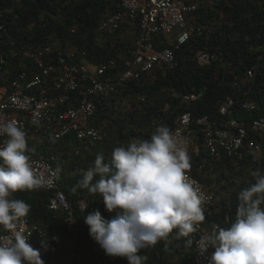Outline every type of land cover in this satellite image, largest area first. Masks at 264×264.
I'll use <instances>...</instances> for the list:
<instances>
[{
  "label": "trees",
  "instance_id": "trees-1",
  "mask_svg": "<svg viewBox=\"0 0 264 264\" xmlns=\"http://www.w3.org/2000/svg\"><path fill=\"white\" fill-rule=\"evenodd\" d=\"M186 1L199 3L188 20L203 27L204 35L190 38L177 52L178 68H161L144 74L140 80L128 81L119 94L99 105L91 125L99 128L105 138L90 149L81 148L76 154L79 143L73 135L38 144L39 156L55 155V164L60 167L58 182L70 201L76 205L79 200L90 199L87 210L76 207L73 221L68 222L63 212L47 207L48 193L32 190L13 194V198L31 206L27 217L49 232L36 242L44 264H99L101 259L102 264H129L127 258L106 255L85 223V217L97 210L105 221L121 214L107 211L99 194L91 195L87 189L76 187L84 172L94 165L97 154L102 153L107 163L114 148L126 147L133 140L150 139L156 130L152 125L155 119L173 126L174 120L185 112H191L194 119L202 115L216 117L220 105L229 97L258 106L253 112H244L237 105L241 120L264 118V0ZM119 2L0 0V22L8 27L7 34L1 37L0 52L15 76L31 64L22 53L28 48L55 49L59 44L63 52L73 50L78 62L86 60L92 65L117 59L132 42L127 31L116 32L104 43L98 31L101 22L117 10ZM205 51L217 53L219 59L199 66L197 58ZM249 70L253 77L248 76ZM192 93L199 95V99L187 102L185 95ZM254 135L262 146L261 153L243 147L240 156L216 160L203 150L201 132L195 134L194 141L201 150L199 157L191 156L190 171L219 197L204 211L201 225L205 228L213 230L214 224L230 227L236 218L239 192L255 183L254 172L264 175V134ZM97 179L98 176L94 177L93 182ZM5 231L2 228L0 234ZM194 236L195 233L177 239L174 232L168 241L141 249L138 255L147 256L144 264H195ZM188 239L193 241L191 245L187 244Z\"/></svg>",
  "mask_w": 264,
  "mask_h": 264
},
{
  "label": "built area",
  "instance_id": "built-area-1",
  "mask_svg": "<svg viewBox=\"0 0 264 264\" xmlns=\"http://www.w3.org/2000/svg\"><path fill=\"white\" fill-rule=\"evenodd\" d=\"M196 8V4H188L186 0H120L117 10L101 22L99 39L104 43L116 32L126 30L132 42H128L117 59L99 64L92 65L86 60L78 62L73 50L63 52L59 44L55 49L28 48L22 53L31 64L15 76L7 58L0 52V114L23 126L30 145L26 154L31 157L37 175L45 181L38 189L53 190L48 193L47 207L63 212L68 222L73 221L76 207L87 210L90 199L79 200L76 205L70 201L58 182L60 167L55 164V155L39 156L38 144L73 135L79 143L76 146V154H79L81 148L90 149L92 144L103 140L105 136L101 130L91 125L99 105L119 94L128 81L140 80L144 74L161 68H178L177 52L190 38L204 35L203 27L188 20V15ZM7 32L8 27L0 22V43ZM218 59L217 53L205 51L198 56L197 62L199 66H208ZM253 75L249 70L248 76ZM198 99L199 95L195 93L185 95L187 102ZM239 104L244 112L258 108L253 102L240 103L229 97L220 105L216 117L202 115L194 119L191 112H185L174 120L173 126L156 119L152 125L156 129L166 124L178 137L187 138L190 157H199L200 154L201 147L194 141L197 132L203 136V150L216 160L240 156L243 147L261 153L262 146L254 134H264V118L249 122L241 120L236 111ZM34 112L40 113L39 125L31 123ZM6 140V135H0V149ZM189 177L199 186L204 196V211H208L219 199L218 195L191 171ZM25 220L24 235L28 244L36 249L37 240L44 239L49 232L28 217ZM212 231L201 224L198 226L194 236L195 264H210L215 249L209 246L206 252L202 251L197 242L201 236L211 235ZM10 236L11 233L5 231L0 234V242ZM40 243L44 244L43 241ZM103 262V259L99 260V264Z\"/></svg>",
  "mask_w": 264,
  "mask_h": 264
},
{
  "label": "clouds",
  "instance_id": "clouds-1",
  "mask_svg": "<svg viewBox=\"0 0 264 264\" xmlns=\"http://www.w3.org/2000/svg\"><path fill=\"white\" fill-rule=\"evenodd\" d=\"M193 3L197 10L199 3L188 4ZM31 123L40 124L39 112L33 113ZM0 135L7 136L0 149V226L11 233L0 242V264H44L40 251L24 235L31 206L13 194L36 190L45 181L26 154L23 126L0 114ZM190 161L187 138L178 137L166 124L159 125L150 139L114 148L107 163L102 153L97 154L76 187L99 194L107 211L121 213L110 221L98 210L85 217L90 236L106 255L144 264L147 256L138 255L141 249L168 241L174 232L179 239L198 231L205 220L204 196L189 177ZM253 176L255 183L238 194L231 226L214 224L212 234L197 242L202 251L209 246L215 249L210 264H264V175L256 171Z\"/></svg>",
  "mask_w": 264,
  "mask_h": 264
},
{
  "label": "water",
  "instance_id": "water-1",
  "mask_svg": "<svg viewBox=\"0 0 264 264\" xmlns=\"http://www.w3.org/2000/svg\"><path fill=\"white\" fill-rule=\"evenodd\" d=\"M35 191H39V192H45V193H49L50 191H53V190H45V189H36ZM3 227L0 226V230L2 229Z\"/></svg>",
  "mask_w": 264,
  "mask_h": 264
}]
</instances>
